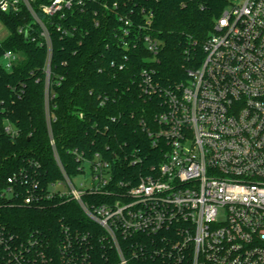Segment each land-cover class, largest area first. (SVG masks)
Returning a JSON list of instances; mask_svg holds the SVG:
<instances>
[{"label": "built area", "instance_id": "2783aa9c", "mask_svg": "<svg viewBox=\"0 0 264 264\" xmlns=\"http://www.w3.org/2000/svg\"><path fill=\"white\" fill-rule=\"evenodd\" d=\"M6 6V7H5ZM49 18L91 12L96 25L118 8L109 0H0V13L28 11L51 51ZM116 32L127 49L143 43L153 56L160 42L149 29L153 14L142 9L115 13ZM142 20V22H139ZM145 29L147 31H145ZM60 31V27L58 28ZM26 32L24 28L20 33ZM1 43V42H0ZM199 67L185 81L163 87L154 69L141 74L147 98H160L158 127L148 130L161 147L159 165L143 175L114 179L99 153L74 151L78 174L40 191L33 170L22 168L8 179L1 196L33 205L59 197L79 205L96 234L63 226L56 243L36 235L22 237L0 225V248L16 264H264V0H231L204 45ZM20 61L6 52L1 64ZM50 76V65H47ZM5 132L16 136L12 124ZM55 149V143L52 140ZM141 157L132 165L142 164ZM81 178L79 186L73 179ZM63 188V189H62Z\"/></svg>", "mask_w": 264, "mask_h": 264}, {"label": "trees", "instance_id": "16d2710c", "mask_svg": "<svg viewBox=\"0 0 264 264\" xmlns=\"http://www.w3.org/2000/svg\"><path fill=\"white\" fill-rule=\"evenodd\" d=\"M109 2H116L118 8L101 9L106 20L98 26L91 12L67 13L60 19L35 8L50 33V52L28 11L19 16L0 13L10 31L0 43V225L26 239L34 233L43 245L56 243L63 226L82 234L99 232L79 205L68 199L44 198L25 206L20 200L3 198L8 179L22 168L34 170L40 191L48 193L52 183L63 180L55 153L67 176L75 177L76 150L89 157L101 154L118 181L159 165L164 150L153 145L147 132L158 127L162 101L143 95L142 71L154 69L163 87L185 81L188 71L203 61L204 45L229 7V0ZM142 9L153 14L149 32L160 42L157 56L142 42L127 50L116 34L122 23L115 13L134 10L140 17ZM21 28L26 32L20 33ZM9 51L20 55L12 70L1 64ZM6 122L14 126L16 136L5 132ZM138 157L144 162L132 165ZM0 264H16L2 248Z\"/></svg>", "mask_w": 264, "mask_h": 264}, {"label": "rangeland", "instance_id": "374dc122", "mask_svg": "<svg viewBox=\"0 0 264 264\" xmlns=\"http://www.w3.org/2000/svg\"><path fill=\"white\" fill-rule=\"evenodd\" d=\"M9 36H10L9 29L0 20V42L7 40ZM80 181H81V178L73 179L75 186H79Z\"/></svg>", "mask_w": 264, "mask_h": 264}, {"label": "clouds", "instance_id": "9594fccd", "mask_svg": "<svg viewBox=\"0 0 264 264\" xmlns=\"http://www.w3.org/2000/svg\"><path fill=\"white\" fill-rule=\"evenodd\" d=\"M6 7V6H5Z\"/></svg>", "mask_w": 264, "mask_h": 264}]
</instances>
